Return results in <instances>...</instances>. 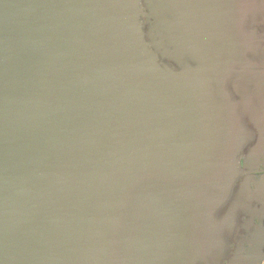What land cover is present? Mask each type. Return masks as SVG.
Here are the masks:
<instances>
[{"label": "water", "instance_id": "95a60500", "mask_svg": "<svg viewBox=\"0 0 264 264\" xmlns=\"http://www.w3.org/2000/svg\"><path fill=\"white\" fill-rule=\"evenodd\" d=\"M209 4L180 44L159 2L0 0V264H219L264 0Z\"/></svg>", "mask_w": 264, "mask_h": 264}, {"label": "flooded vegetation", "instance_id": "af4514ba", "mask_svg": "<svg viewBox=\"0 0 264 264\" xmlns=\"http://www.w3.org/2000/svg\"><path fill=\"white\" fill-rule=\"evenodd\" d=\"M148 1L159 2L161 11L163 8L168 10V18L175 14L187 19L180 27L186 33L179 37L180 44L195 29L191 19L208 16L212 8L209 4L211 0H146ZM143 7L148 13L147 6ZM162 17L166 18L165 15ZM143 22L146 40L149 41L147 33L150 25L145 18ZM256 30L261 31L258 28ZM164 63L178 69L171 60H164ZM228 91L231 99L239 102L240 97L232 85H228ZM244 124L251 139L240 152L241 172L227 201L215 214L216 219L222 222L220 230L224 245L219 264H264V158L250 156L257 144L258 133L248 118H244Z\"/></svg>", "mask_w": 264, "mask_h": 264}]
</instances>
